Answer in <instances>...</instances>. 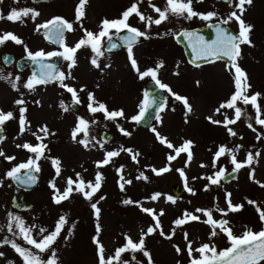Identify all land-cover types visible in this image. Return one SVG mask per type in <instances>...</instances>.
Returning a JSON list of instances; mask_svg holds the SVG:
<instances>
[{
	"label": "rangeland",
	"instance_id": "obj_1",
	"mask_svg": "<svg viewBox=\"0 0 264 264\" xmlns=\"http://www.w3.org/2000/svg\"><path fill=\"white\" fill-rule=\"evenodd\" d=\"M137 0H87L84 8V17L78 24L75 21V9L79 0H45L34 2L32 0H2L0 3V14L7 16L15 8H31L40 15L33 20L31 16L24 17L23 22H10L0 19V34L13 33L23 43L20 45L12 41L0 45V56L3 51L14 54V58L27 54L28 50L35 53L43 50L48 52H62L63 48L54 46L45 39L43 29L36 31V26L43 24L52 17L58 16L73 23L74 31L65 33V44L74 46L84 35V29L97 33L100 24L104 19H118L131 4ZM153 4L163 9L166 0H152ZM243 19L246 24L252 26L250 32L251 46L241 45V55L237 60L239 67L247 74V82L250 85L248 95L259 93L257 103L264 118V0H252L251 5H246ZM193 8L200 13L215 11L220 18H225L233 8H230L224 0H203V3H196L193 0ZM139 10L145 16L158 18L152 8L148 6V0L139 3ZM214 20V19H213ZM207 21L194 17L186 20L182 17L169 16V19L161 25H152L147 30L150 39L140 38L133 47V55L138 63L140 71L155 68L158 62H163L159 69L158 79L161 83L170 87L172 93L185 97L191 105L192 111L186 112L182 101H177L167 91L165 95V110L160 112V120L155 116L148 127L136 125L132 117L139 113V105L144 98L145 79H139L136 71L131 67L126 47L107 51L104 48V55L98 58L100 67H94L90 60L93 53L90 47H82L75 54V66L69 69V61L62 60L59 71L67 76L70 72L72 79H66L65 83L75 88L78 92L81 104L76 108L70 106L71 94L60 88L58 83L52 82L41 84L29 91L23 84L32 77L27 66L17 69L14 62L5 64L0 57V71L7 75L11 73L12 78L19 76L17 82L18 91L14 90L6 80H0V111L5 114L13 112L14 119L3 125L4 141L0 143V150L6 155L14 156L10 163L0 157V243L5 238L15 240L22 247L31 248L22 239L14 236L7 229L8 214L22 218L25 225L33 229V237L41 239L39 229L45 228L48 231L54 229L55 223L60 216H64L67 224L64 226L60 237L47 252L38 253L43 260H47L51 251H55L57 264H99L97 245L93 238L97 237V224L100 226L98 235L99 243L104 248V256L107 259L113 256L118 247L123 246L125 236L138 242L142 232H146L149 226L154 225L152 218L143 212L142 208L154 209L157 214L163 210L164 215L159 216L163 232L171 234L174 227V220L182 218L185 211L200 216V221L206 219L202 213H196L197 208L213 209L219 207L227 210L225 194H231L233 205H243L241 211L229 213L227 217H221L219 212H213V218L220 220L226 218L230 221L233 233L237 236L245 231V226L254 232L264 228L261 223L256 207L249 205L247 200L257 203L264 211V188L254 181L264 183V127L255 124V109L251 105H243L238 102L244 115L234 125H229L237 135L230 136L222 124L211 123L207 117L213 120L223 121L224 116L234 118V110L222 109L220 113L215 110L223 102H226L234 93L233 74L229 66L221 59L214 62H206L191 65L185 58L181 46L174 40L173 34L182 27L199 26ZM128 23L145 31V25L133 14ZM230 25L239 30L236 22ZM168 31V33H166ZM170 31L172 34H170ZM162 36H153V33H162ZM114 34V33H113ZM106 41V38H105ZM104 41V42H105ZM105 65H110L105 67ZM234 71V70H233ZM83 87L85 92H80ZM94 94L95 100L104 103L109 111L122 110L123 118L115 121L106 120L103 113L94 115L87 111V93ZM23 99V105H16L17 99ZM39 101V105L36 104ZM69 106V111L61 109L60 104ZM96 106V105H94ZM19 107H25L27 130L23 135L19 130ZM77 117L89 121L88 139L91 141L88 148H85L77 141L84 138L83 134L77 136V141L72 138ZM95 121V123H92ZM251 123L257 129L253 132L247 125ZM120 125L130 135H124L118 128ZM47 126L49 135L42 141L47 145L45 155L39 161L40 171L35 172L37 177L36 185L25 193L31 200L32 205L27 209H16L11 206V196L18 189L11 179L5 174L12 167L26 162L30 156L23 148H17V144L29 143L33 146L39 142L31 134L38 128ZM155 128L162 136L166 137L174 146H181L184 141H191L193 159L185 167L187 154L182 153L170 164L167 161L168 155H175V152L161 145L156 135L151 131ZM101 129L110 130L111 136L104 141L99 136ZM54 133V135H52ZM261 139H257V134ZM43 135V133H38ZM101 144L103 147L101 148ZM240 146L237 150V146ZM220 146H226L234 150L238 162H244L249 153L253 154L254 160L251 167H244L238 170L237 176L229 181H220L218 185H211L206 177L212 176L220 167L226 170L234 166L229 162L230 157L225 155L220 158L217 167H212V160L215 151ZM132 154L139 153L134 162L127 151ZM108 151H120V155L112 158L111 162L103 167L97 168L96 163L105 158ZM259 153V156L255 154ZM52 159L60 161L61 173L56 176L55 169L51 164ZM204 164L206 167H201ZM170 167V171L162 175H155L152 168L161 169ZM118 169L122 171L118 172ZM177 169H183L185 176L181 177ZM254 171V180L250 179V173ZM79 173L85 182H95V176L100 173L102 176L101 188L95 193L92 199L86 200L80 193L73 192L69 199L60 204L53 202V189L50 188V181L55 179L56 188L61 192L66 187L67 178L76 179ZM143 173L147 179H137ZM121 176L123 179H121ZM131 181V184L125 181ZM175 182L183 186L179 194H174L171 185ZM124 184L122 191L120 185ZM187 186V187H186ZM207 186L208 190L205 191ZM187 188H191L195 195H192ZM88 189H86L87 191ZM159 193L160 198L152 201V195ZM171 196L175 203L167 200ZM103 197V199H101ZM125 200L132 203L125 204ZM96 203L99 211L97 218L91 204ZM190 221L177 227L171 240L165 239L157 230L152 235L145 237V249L151 254L153 264H190L187 243L191 242L193 249L204 243L215 244L217 251L229 247L227 237L223 233L209 239L211 228L200 222ZM15 231V226L13 225ZM219 231V230H217ZM188 234L187 241L184 233ZM47 233H45L46 235ZM173 245L182 249L178 255ZM36 252V249H31ZM4 255L0 257V264H23L18 254L9 246L0 247ZM135 255V260L132 256ZM193 257L199 258V253L193 252ZM129 264H147V259L142 253H124L121 257ZM113 264H116L113 261ZM264 264V261L261 262Z\"/></svg>",
	"mask_w": 264,
	"mask_h": 264
},
{
	"label": "snow or ice",
	"instance_id": "obj_2",
	"mask_svg": "<svg viewBox=\"0 0 264 264\" xmlns=\"http://www.w3.org/2000/svg\"><path fill=\"white\" fill-rule=\"evenodd\" d=\"M15 3H19V0H14ZM196 3H203V0H195ZM225 3L229 5L230 8H233L232 11L225 18H220L219 14L215 11H209L207 13H200L194 10L193 8V0H166L165 7L161 9L153 4L152 0H148V6L152 8V10L158 14V18L153 19L151 16H145L139 10V3H143V0H137V2L131 4L125 11L122 12L121 17L118 19H104L100 24V30L97 33H93L87 29H84L81 24V29L84 33L83 37L79 39V41L72 47H69L65 44V33L74 31L73 23L69 22L61 17H55L50 21H46L43 24H39L36 26V31L40 32L41 29H44L45 39L51 43H55L60 45L63 48L62 52H48L45 53L43 50L36 51L35 53L31 52L25 46V51L27 53V59L31 60L35 63L39 68V73H33L32 77H30L27 82L23 84L25 89L29 91L33 90L35 87L41 84H48L52 82L58 83L59 87L64 89L67 93L71 94L72 102L76 105L81 104V101L78 96V92L75 88L69 86L65 83L66 79H72L71 74L66 76L64 72L59 71L53 64L45 63V61L51 57H62L64 60L69 61V69L75 66V54L82 47H90L92 53L94 54L90 60V63L99 68L100 64L98 63V58L104 55V41L105 38L108 44V51H112L117 49L123 44L127 49L128 59L131 63V67L134 71L137 72L139 79L143 80L146 77H150L156 84L159 89L167 91L170 95H172L177 101H182L187 113L192 111L191 105L188 103L187 98L181 97L175 93H172L170 87L166 84L161 83L158 79L159 69L163 67V62H158L155 68H149L145 71H140L138 67V63L133 55V47L139 42V38L150 39L151 37L147 34V30L151 28L152 25H161L163 22L169 19V16L182 17L186 20H191L194 17L199 18L203 21H210L213 19L218 20V23L215 24V39L211 41H207L203 36L198 35L196 32L190 31H182L179 35L183 36L188 40L189 47L192 50L193 56L199 60H206L210 62H214L219 58H227L228 61L231 62L229 67V71L233 74V83L235 91L230 96V98L219 105V107L215 110L218 114L222 109H232L234 110V118H229L227 115L224 116L223 121L213 120L212 117H207V119L214 124H222V126L228 131L230 136H236L237 133L229 127V125L236 124L241 117L245 114L241 107L237 106V103L240 102L243 105H251L256 112L255 116V124L264 127V118H261L262 112L259 104L257 103L258 98L260 96L259 93L252 94L249 96L248 90L250 85L247 82V74L239 67L237 64V60L241 55V45H249L251 46L250 41V32L252 31V26L246 24L243 19V15L246 11V5H251L252 0H224ZM2 3V0H0ZM87 4V0H79V3L75 9V21L76 23H80L82 18L84 17V8ZM135 14L136 17L139 18V21L145 25V31H141L136 27L131 26L128 21L129 18ZM40 13L31 8H23L17 10L13 8L7 16L0 14V19H6L10 22H23L24 17H29L33 20ZM231 22H236L239 26V31L236 34H233L227 30V28L222 27L221 25H228ZM209 27H213L212 24L208 25ZM126 35H120L121 32H125ZM114 33V34H113ZM115 37L118 38L119 43L114 40ZM12 41L17 45L23 43V41L18 38L13 33H3L0 34V45H3L5 42ZM5 63H8V57H4ZM110 65H105L108 67ZM199 66V65H197ZM234 70V71H233ZM0 80H6L10 83L11 87L14 90H19L17 87V82L20 80V77L17 76L14 79L11 76V73L5 75L0 71ZM80 92H85L86 89L81 87L79 89ZM87 111L94 115L96 113H103L104 118L106 120L115 121L117 118H123L124 112L122 110L109 111L104 103L98 102L95 100L94 94L91 92L87 93ZM25 101L21 99H17L15 104L20 106L23 105ZM39 101H36V104L39 105ZM96 105V106H94ZM166 100L157 101V99L151 96L147 91L144 93V98L139 105V113L133 116L131 119L136 124H139L148 113L149 109H152L154 106L156 108V116L155 119L157 121L160 120L159 113L165 110ZM60 107L63 111H69V106H66L63 101L60 104ZM26 108L19 107V130L20 134L23 135L27 130L26 127V117H25ZM15 117L13 112L9 111L6 114L3 111H0V133L3 132V125L7 121L13 120ZM95 123V121H92ZM253 132H256L257 129L253 127L251 123L247 125ZM117 128L124 134L130 135V133L124 131L120 128V125L117 124ZM88 129H89V121L85 120L82 117H77V123L72 131V138L74 141H77V136L79 134H83L82 139H79L77 142L88 148L91 141L88 139ZM151 131L156 135L158 142L161 145L166 146L168 149H171L175 152V155H168L167 161L169 164L177 159L182 153L187 154V160L185 163V167L193 159L192 152L190 151L192 145L191 141H184V143L177 147L174 146L171 142L167 140L166 137H162L155 128H152ZM38 133H43V135H39ZM35 139L39 142L37 145L33 146L29 143L17 144V148H23L27 150L29 153L35 154V157H29V159L24 162L12 167L9 171L6 172V178L13 180L14 182H18L23 186H31L35 183V176L31 175V172H39L40 167L38 161L44 157V150L47 148L46 144H43L42 141L46 139L49 135V129L47 126H43L38 128L36 131L31 133ZM54 135V133H52ZM5 137L0 135V143L4 141ZM257 139H261V135L257 134ZM101 148L103 144L100 145ZM239 145L237 146V150L239 149ZM121 151L129 152L132 160L136 162V158L139 153L132 154L131 150L121 149ZM120 155V151H108L105 154V158L96 163V167L100 168L108 165L112 158ZM230 157V163L234 166L232 171L235 172L244 167H251L254 157L253 154L249 153L244 162H238L236 155L234 154L233 149H229L226 146H220L217 151H215L212 167L216 168L217 163L223 156ZM259 156V153L255 154ZM0 157H3L9 163L15 159L14 156H8L5 154L3 150H0ZM51 164L55 169L56 176L59 177L61 173V169L59 167L60 161L58 159H52ZM201 167H206V165L201 164ZM29 170L24 173L23 178L21 177V170ZM152 172L159 176L164 173L169 172L171 169L168 166H165L161 169H151ZM118 172L122 171V169H118ZM181 177L185 176L183 169H177ZM215 178L212 176L206 177L211 185H218L222 179L226 177V169L224 167H220L218 171L214 173ZM121 179L123 177L121 176ZM137 179H147L143 173L137 177ZM250 179L254 180V171L250 173ZM102 176L100 173H97L95 176V182H85L79 173L76 174V179L69 177L66 180V187L61 192L55 185V179L50 181V188L53 189V202L55 204H60L62 201L67 200L73 194V192L80 193L84 196L86 200H91L97 191L101 188ZM256 182L259 187L264 188V183L259 181ZM127 184H131V181H125ZM2 184V181H0ZM187 187V186H186ZM121 190H124V184L120 185ZM86 189H88L86 191ZM208 190L207 186L204 189ZM192 195H195V192L191 188H187ZM159 193L152 195L151 200L156 201L160 198ZM231 194H225V203L227 205V210L220 209L219 207H215L213 209H201L197 208L195 210L196 213H202L206 219L200 221V216L195 215L191 212L185 211L183 213L182 218H177L174 220V227L171 230V234H165L161 228V223L159 220V216H163L164 212L161 210L159 214L156 213L154 209L142 208L141 210L149 215L152 220L155 222L154 225L149 226L146 232H142L141 237L138 242H134L130 237L125 236L126 243L118 247L115 250L113 256L105 259L104 256V248L99 243L98 235L101 231L99 224H97V237L93 238V243L97 245V254L99 264H113V261L116 264H129L128 261L122 260V254L124 253H137L140 252L147 259V264H153L151 254L145 249V237L147 235L154 234L157 230H159V234L165 239L171 240L172 236L175 234L176 228L184 225L185 223L190 221H200L211 228V232L209 235V239L211 240L213 237L223 233L224 236L227 237L229 247L217 251L215 244L204 243L200 247L193 249L191 242L187 243V251L188 256L190 257V264H261L264 261V228H262L258 232H254L251 228L245 226V231L237 236L233 233L231 227H229L230 221L226 218H222L220 220H216L213 218V212H219L221 217H227L229 213H235L241 211L243 205H233L231 199ZM103 199V197H101ZM168 201L175 203L173 197L168 196ZM125 204L132 203L130 200H125ZM249 205H253L256 207V211L259 215L260 221L264 224V211H262L257 203L252 200H247ZM91 207L95 210L97 218L99 217V209L97 208L96 203L91 204ZM67 224V220L64 216H60L57 222L55 223L54 229L52 231H48V229L40 228L39 233L41 239L39 241L35 239L32 235L33 229L36 227L35 225L28 227L25 225V222L22 218L18 216H14L13 214H8V224L7 229L14 236H17L19 239H22L25 244L31 246V248L22 247L15 240H9L5 238L2 243H0V247L4 245H9L21 258L23 264H57L56 253L55 251H51V255L47 260H43L38 253H44L52 249V246L55 244L57 239L60 237L61 232L64 229V226ZM18 231H15L13 228ZM2 230V229H0ZM219 230V231H217ZM45 233H47L45 235ZM185 240L188 239V234L184 233ZM177 254L179 255L182 249L176 245H173ZM36 249V252H33L31 249ZM193 252L199 253V258L193 257ZM4 254L0 252V257ZM132 260H135V255L132 256ZM11 264V262H10ZM139 264V261L136 262Z\"/></svg>",
	"mask_w": 264,
	"mask_h": 264
},
{
	"label": "water",
	"instance_id": "obj_3",
	"mask_svg": "<svg viewBox=\"0 0 264 264\" xmlns=\"http://www.w3.org/2000/svg\"><path fill=\"white\" fill-rule=\"evenodd\" d=\"M32 1L39 2V1H45V0H32ZM55 17H58V16H55ZM55 17H53V18H55ZM53 18H51L50 20H52ZM50 20H48V21H50ZM217 23H218V20H210V21H207L204 24L199 25V26L180 28L173 34V37H174L175 41L179 45H181V47L183 49L184 56H185L186 60L190 64L198 65V64H201V63L209 62V61L196 59L193 56L191 48L189 47L188 40L186 38H184L183 36H180L179 34L182 31L196 32L198 35L203 36L205 40L211 41V40L215 39L216 32H215V27L214 26ZM209 24H212L213 27H209L208 26ZM221 26L227 28V30L229 32L233 33V34L238 33V31L234 30L229 25H221ZM44 31L45 30L43 29V32ZM126 34H127L126 31L120 33L121 36L122 35H126ZM114 40L117 43H119V40H118L117 37H115V35H114ZM52 44L54 46H59L58 44H55V43H52ZM123 46L124 45L121 44V46L118 47L117 49H120ZM104 49L105 50L108 49L107 40L104 42ZM0 57H1V60L3 61V63H5L4 57H8L9 62L5 63V64H10V63L14 62V64H15L17 69H22L25 66H27L29 71H30V75L31 76L33 75V73H37V74L39 73L38 66L35 63H33L31 60L27 59V54H23V55H21L19 57L14 58V54L12 52L3 51L1 53ZM219 59L224 60L227 66L231 65V62L228 61L227 58L222 57V58H219ZM62 60H63V58L59 57V56L51 57V58L47 59L45 61V63L53 64L56 67V69H58L60 67V64H61ZM145 91H147L151 96L155 97L157 99V101L166 100V96H165L163 90L159 89L152 79H148L145 82L144 93H145ZM70 106L72 108H76V104H74L73 102H70ZM155 114H156V108L154 106L152 109L148 110V113L146 114L145 118L137 125H141V126H144V127L148 126L151 123L152 118H153V116ZM111 133L112 132L109 131V130L101 129L100 132H99V136H100V138L102 140L106 141V140H108L110 138ZM2 134H3V132L0 133V135H2ZM232 169L233 168H230V169L226 170V177H225V179H222L221 181L226 182V181H229V180H231V179H233V178H235L237 176L238 171L233 172ZM28 171L29 170H23L22 169L21 170V177L23 178L24 173L28 172ZM30 174L35 176V183H33L31 186H23V185L19 184L18 182H14L13 180H11L16 187H18L19 189L22 190V191L15 192L11 196V206H13L16 209H27V208L31 207V205H32L31 200L23 192V191L32 189L37 183L36 173L35 172H31ZM182 189H183V187L181 186V184H179L177 182L173 183L171 185V190L176 195L179 194L182 191Z\"/></svg>",
	"mask_w": 264,
	"mask_h": 264
},
{
	"label": "trees",
	"instance_id": "obj_4",
	"mask_svg": "<svg viewBox=\"0 0 264 264\" xmlns=\"http://www.w3.org/2000/svg\"><path fill=\"white\" fill-rule=\"evenodd\" d=\"M163 33L164 32H162V33H155V34L153 33V36H160L161 37ZM166 33H168V31H166ZM170 34H172L171 31H170Z\"/></svg>",
	"mask_w": 264,
	"mask_h": 264
},
{
	"label": "flooded vegetation",
	"instance_id": "obj_5",
	"mask_svg": "<svg viewBox=\"0 0 264 264\" xmlns=\"http://www.w3.org/2000/svg\"><path fill=\"white\" fill-rule=\"evenodd\" d=\"M177 183H178V182H177ZM18 190H19V189H17L15 192H17ZM15 192H14V193H15Z\"/></svg>",
	"mask_w": 264,
	"mask_h": 264
}]
</instances>
